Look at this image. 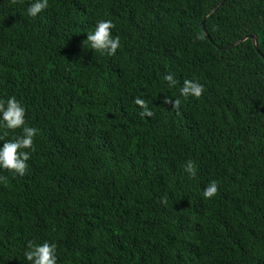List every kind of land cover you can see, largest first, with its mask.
<instances>
[{"label": "trees", "instance_id": "obj_1", "mask_svg": "<svg viewBox=\"0 0 264 264\" xmlns=\"http://www.w3.org/2000/svg\"><path fill=\"white\" fill-rule=\"evenodd\" d=\"M31 2L0 0V100L39 130L25 175L0 167V264L29 240L57 264H264V0ZM101 19L115 56L84 46ZM186 79L205 91L177 111ZM2 124L0 147L22 133Z\"/></svg>", "mask_w": 264, "mask_h": 264}, {"label": "clouds", "instance_id": "obj_2", "mask_svg": "<svg viewBox=\"0 0 264 264\" xmlns=\"http://www.w3.org/2000/svg\"><path fill=\"white\" fill-rule=\"evenodd\" d=\"M18 0H11L12 4H16ZM22 2V0H19ZM49 6V0H32L27 8L29 16L35 18L38 14L46 10ZM115 28V24L111 20L101 19L97 22L93 31H89L87 38L84 41L85 44L90 46V49L97 53L107 56H115L117 50L121 46V40L119 36L113 37L112 29ZM197 39H204L203 34H199ZM164 80L167 81L169 87H175L177 80L174 75L169 73L164 76ZM205 91L204 85L198 81L186 79L183 82V86L179 89V97L173 99L171 97H165L164 103L170 104L177 111L181 107V99L185 100L189 97L199 99L202 97ZM135 103L143 109L141 115H151V111L145 100L136 98ZM26 109L21 101L15 96L9 97L6 101L0 100V120H2V126L8 130L22 129L21 135L15 137L13 140L5 141L3 146L0 147V167L7 169L14 175L23 176L28 170L27 161L30 159V152L26 149L35 151L34 138L38 134V129L35 127L26 125ZM7 135V133H5ZM2 139V138H0ZM184 172L188 177L195 178L197 175V169L195 162L189 159L183 165ZM6 177H0V181L6 182ZM219 184L216 180H212L203 190V197L205 199H211L218 194ZM167 196L163 197L161 203L167 204ZM57 246L55 243L45 241L43 243H36L32 240L27 242V250L24 252V256L30 264H57Z\"/></svg>", "mask_w": 264, "mask_h": 264}, {"label": "water", "instance_id": "obj_3", "mask_svg": "<svg viewBox=\"0 0 264 264\" xmlns=\"http://www.w3.org/2000/svg\"><path fill=\"white\" fill-rule=\"evenodd\" d=\"M224 1H225V0H222L221 4H222ZM248 38H250V39L252 40L253 45L255 46L256 50L259 52V50H258V46H257V36L254 35V34H253V35H248V36H245V37L241 38L240 40H238V41L232 43L231 45L227 46V48L232 47V46H235V45L239 44L240 42H242V41H244V40H246V39H248ZM261 56L264 58V56H263L262 54H261ZM260 110H261V112L264 114V105L261 107Z\"/></svg>", "mask_w": 264, "mask_h": 264}]
</instances>
